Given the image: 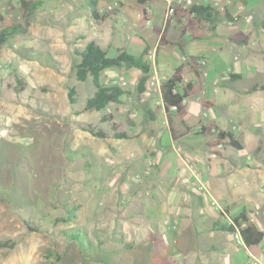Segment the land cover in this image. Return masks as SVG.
<instances>
[{
  "label": "rangeland",
  "instance_id": "374dc122",
  "mask_svg": "<svg viewBox=\"0 0 264 264\" xmlns=\"http://www.w3.org/2000/svg\"><path fill=\"white\" fill-rule=\"evenodd\" d=\"M159 5L151 4L156 21ZM90 10L88 0H44L27 17L26 34L33 37L32 46L25 48L20 43L24 36L14 35L0 47V264H239L246 255L234 246L231 232H201L218 218L229 223L231 214L241 207L251 212L253 195L261 197L257 186L264 187V106L260 109L253 101L246 104L232 96L253 84L264 85V51L249 52L247 64L254 70L241 79L208 83L207 96L216 100L212 108L201 106L203 93L187 98L185 122L194 125L192 129L173 118L176 132L194 134L200 133L202 123L198 122L202 121L214 122L234 135L241 126L256 127L245 136L261 139L258 155L247 152L243 141L238 152L224 141L218 148L226 156H218L210 151L214 137L210 131L170 140L163 109L153 110L161 105L160 96L151 92L148 83L156 71H160V80L173 72L164 60L174 53L183 50L193 55L204 49L212 53L208 48L213 45L211 36L188 40L182 48L153 44L142 51L150 65L146 74L134 66L103 69L98 85L121 87L120 101L85 110L97 86L91 76L84 81L76 78L74 49L81 51L93 40L107 56H113L118 47L131 48L132 39L136 47L155 39L151 12L136 15L145 26L141 33L125 23L127 19L121 21L118 16L120 27L112 19L121 13L116 4L102 25L115 34L105 35L103 27L92 34L85 18ZM22 13L21 0H14L11 10L0 13V29L17 22L26 24ZM79 16L81 22H76ZM223 28L228 34L232 31L226 24ZM128 34L137 39L122 38ZM168 35L173 40L176 28L171 26ZM227 37L218 38L224 41ZM227 43L216 53L230 68L232 43ZM150 48H158L154 65L147 56ZM256 48L264 50L260 42L250 50ZM206 67L208 72L214 70V60L208 59ZM17 77L24 82L23 88H15ZM72 88L74 101L68 97ZM108 113L129 137L112 136V120L103 118ZM88 123L107 136L84 130ZM191 146L195 149L190 152ZM139 187L151 196L138 199L134 190ZM159 188H168L174 202L164 199ZM222 190L244 193L226 202L228 212L220 203ZM216 202L222 204L224 217ZM3 242L7 244L1 246Z\"/></svg>",
  "mask_w": 264,
  "mask_h": 264
},
{
  "label": "crops",
  "instance_id": "0c3cea01",
  "mask_svg": "<svg viewBox=\"0 0 264 264\" xmlns=\"http://www.w3.org/2000/svg\"><path fill=\"white\" fill-rule=\"evenodd\" d=\"M41 1H42V4H41L40 7H42V5L44 4V0H41ZM70 1L73 2V0H70ZM95 1H96L95 7L93 8L91 6L90 12L85 17L90 23L89 26L91 27L92 34H94V30L97 31L99 28L103 27L102 25H103L105 19H107L106 17L105 18H103V17L107 13V11L105 13H104V11H103V13H101V10L104 9L105 5L109 3V0H95ZM116 1L118 2L117 4H119V6H120V9H121L120 12L121 13L115 14L112 17V19L117 21L119 27H120L121 23H119V21H118V16H120L121 21L127 19L128 22L126 20L125 23H129V24L135 26V28H138L139 32L142 33L143 29L145 28V26L141 25L139 20H137V18H136L137 13H139L141 11L144 12V11L148 10L152 14L151 27L153 29L154 38L155 39L151 40L150 42L142 43L141 47H136L135 41H133V39H132V41H130L131 43L129 44L131 46V48H129V49L126 48L128 52L133 53L134 55H138V54H142L143 50L148 49L153 44L155 45V47H157L158 46V35H159L157 28H159L160 31H163L165 29V31H166L165 38L172 42L170 44L169 43L168 44H159L158 48L160 46H165L166 47V46H169V45H177L180 48H182V47L185 46L186 41L190 40L189 37H188L189 36L188 33H186L184 36L181 37V41L182 42L181 43H177L178 42V36H179V29H178V25L172 19L170 20V22H168L169 23L168 26H167V23H166L165 27L164 28L162 27V20H163L164 13H165V2H164V0H144L141 3L138 0H116ZM13 2H14V0H0V11L3 12V11L6 10V12H8L9 10H11V8L13 6ZM152 3H154V5H156V3L160 4L158 6L160 8L159 9L160 17L157 18V21H156V18H154L156 10H154V8L151 7ZM145 5H147L146 8H145ZM200 8H207L206 9L207 13H203L204 17H207V15L210 14V16L214 19V21L212 23L213 29L208 30V33L206 35V36H211L210 39L212 40L213 45H212V47L208 46V48L211 49L212 53H210L209 50H205L204 49V50L199 51L196 54L191 55L189 53L190 55H188L187 53H185L182 50V52H180V54L174 53V54H172L170 56L171 57L170 59L164 60V64L174 68L173 71L175 70V68L177 66L181 65L182 69H183V73H182L183 79L187 78L189 80V82H193V83H195L196 81L200 82L201 89L198 92L203 93L204 96H201L199 98V102H200L201 106L204 107L203 104L201 103L202 99H206L207 101H213V105L208 107V108H212L215 105V101L216 100L214 98H212V97H208L207 96L208 95L207 92L209 91L208 83L216 84L217 82L226 80V78L229 79V80L241 79L243 77V74H247L248 73L247 71L251 72V71L254 70V67H251L249 64H247V57L249 56V52L254 53V52L257 51L260 54L261 52L264 51L263 49H258V48L250 50V48L252 46H254L256 43H258V42H260L261 45L264 46V0H234L230 4H227L226 13L225 14H221V13L215 12L214 8H211L209 5L202 6ZM93 9L96 10V15H94V16L92 14ZM235 14L238 15V19H236L233 22L232 26H229L226 23L225 19L226 18L231 19L232 16L235 15ZM79 17L75 18L76 22H78V21L81 22L80 21L81 17L80 18ZM237 23L239 25H237ZM223 24L224 25L226 24V25H228V27L232 28V31H231L230 34L225 32V29L223 28ZM171 26L173 28H176V34H177V36L173 40L168 37L169 36L168 35V29ZM221 28H223V29L221 30ZM103 29H104V34L105 35L108 34V33H110L111 35L115 34V33H112L111 31H109L110 28H108V27L107 28L103 27ZM222 35H227L228 36L227 40L225 39L224 41H222V40H220L218 38V37H221ZM22 36H24L25 39H24V41H21L20 43L23 44L25 48L31 47L32 44H33V37L31 36V34H26V35L23 34ZM206 36H204L203 38H205ZM31 37H32V39H31ZM156 37H157V41H156ZM122 38L123 39L125 38V40L128 39V38L129 39H131V38L137 39L136 36L132 37V36H129V34L128 35H123ZM203 38H200V39H203ZM196 40H199V39H196ZM228 40L232 43V48L231 49H232V52H233V54L231 56L230 68H228L227 65L222 63V60L218 57V54L216 53V51H218L219 49L222 48V45H225V44L227 45L228 44L227 43ZM190 41H195V40H190ZM238 46H243L245 48L242 50L240 48H237ZM119 48H122V47H118L117 51H118ZM123 49H125V48H123ZM157 49H156V54H158ZM254 50H256V51H254ZM156 54H155V56H156ZM182 55L190 56V57L202 56L206 60V66H207V60L208 59H212V60H214V68L215 69L212 70L211 72L209 71L205 76H203V75L200 74L199 70L194 65H192L188 61H183L181 59ZM161 71H163V70H161ZM159 73H160V71H159ZM254 86H258V88L253 89ZM262 91L264 92V85L263 84H253L250 87H248L246 90L244 89L242 91L243 93L239 91V92H237L238 94L236 93L232 97H233V99L235 101L244 102L246 104H249V101H251V102L253 101L261 109L264 106V98H263V94H261ZM198 92H196V93H198ZM252 92H261V93H258L259 96H256V97H252L251 98L250 95L245 97L246 94L252 93ZM194 95H192V96H194ZM187 98L185 99V101L187 100ZM262 98H263V100L260 103V100ZM185 104H186V102H185ZM158 106H160V105H156L155 109H153L157 113L160 110H162V108L159 109ZM186 108H187V106H186ZM151 114H152V112H151ZM185 115H186V112H185ZM185 115H184V118H183L184 119V123L180 122L178 119H176V120H178L180 122L182 127H185V128L188 127V129L189 128L192 129L194 127V125L191 126V125H188L185 122ZM251 116H255V115H251ZM205 122H207V121H202V122H198V123H202L203 124ZM207 123L208 124H216L214 122L213 123L207 122ZM219 127H221V126H219ZM221 128H223V127H221ZM255 128L256 127H254V126H252V127L249 126V127H246V128L241 126L240 130H238V135H234V132H232L231 130H228V131H230L240 142L243 141L246 144L247 152H252V150L256 147L257 143L259 141H261V139H257V136H245V135H248V133L250 131L254 130ZM195 134L196 135H202L200 133H198V134L195 133ZM195 134L194 133H188V132H182V131L179 132L178 131V132H176V138L173 139V137L170 135V132H169V138H170V140H174L175 141V140H177L179 138H183L185 136L194 138ZM241 144H242V142H241ZM230 147H232V146H230ZM243 147L244 146L242 144V148L241 149H243ZM193 149H195L194 146L193 147L191 146L190 152L193 151ZM234 149H236V148H234ZM236 150H237L236 152H238V150H240V149H236ZM222 155L226 156V154L223 153V152H222ZM232 155L237 156L239 154L238 153H234V154L232 153ZM246 156H251V154H247ZM161 157L162 156H159L158 159L160 160ZM209 173H211V172H209ZM231 182H233L236 185L238 184V183H236L237 181H231ZM140 184L141 185L142 184L145 185L144 182L140 183ZM140 188L141 187H139L138 189L134 190V194L137 196L138 199L145 198L148 195L151 196L150 194L147 193V191H148L147 189H146L147 191L145 190V192H144V191H140L139 190ZM167 189L159 188V192H161L163 194L164 199H166L168 201H171L173 203L174 199H175L174 195H173L172 192H170ZM257 190H258L257 194L261 195V197H258V196H255V195H253V197L251 196L253 198L252 201H250L252 203L251 204L252 205L251 206L252 211L250 212V210L248 208H247V211H248L249 218L254 222V224L260 230H262L264 232V187L257 186ZM219 192L223 193V196L220 195L222 197L221 200H220V203L223 204L224 209L227 208L226 207L227 203L234 202V200H233L234 198L238 199L239 196H242L244 194L242 192H239V190H237L236 194H234V195L232 193L229 194L228 192H224V190L219 191ZM239 193L242 194V195H240ZM206 197L209 198L208 195H206ZM151 200L153 201V199H151ZM226 210L228 212L229 208H227ZM180 211L181 210H179V207L177 208V206H176L175 213L177 215H179ZM136 212H139V211H136ZM139 213H141V212H139ZM231 215H233V214H231ZM160 220H161V218H160ZM221 220H223V219L221 218ZM213 231H219V230H209V228H207V231H205V232L203 231L201 233L209 235ZM223 232H225V231H223ZM199 233L195 230V234L197 236H198ZM223 236H224L223 234L219 235L220 239L222 240V241L221 240H219V241H221L222 243H223V241H225V237H223ZM195 239H197V238H195ZM211 245H212L211 243H208V246H211ZM234 246L237 247L236 245H234ZM234 246L232 245L231 249ZM254 246H255V249H253ZM212 247L219 248V246L215 245V244H213ZM248 249H249V251L251 252L252 255H249L247 252L242 250L243 252H245L246 256H245L244 260H240L239 261V264H264V237H263V240L261 242L257 243L256 245L248 246Z\"/></svg>",
  "mask_w": 264,
  "mask_h": 264
},
{
  "label": "trees",
  "instance_id": "16d2710c",
  "mask_svg": "<svg viewBox=\"0 0 264 264\" xmlns=\"http://www.w3.org/2000/svg\"><path fill=\"white\" fill-rule=\"evenodd\" d=\"M140 3L144 0H138ZM90 5L94 8L96 1L89 0ZM42 4L41 0H21V8L23 9V17L26 20L24 23H14L11 25L3 26L0 29V47L6 44L9 39L14 35H25L28 32V20L27 17ZM207 8H193L190 10H176L174 15L169 17L167 21L174 20L178 25L179 36L178 42L181 43V37L188 33L190 40H196L203 38L207 35L208 30L213 29L212 23L214 19L209 15L207 17L203 16V13H207ZM110 13H114V10H110ZM194 12V15L192 13ZM93 16L96 15V10L92 11ZM158 30V44H170L171 41L165 38L166 31ZM74 55L77 56V61L74 64L75 67V76L78 81H84L88 76H91L94 83L97 86V89L94 90L93 94L89 96L84 105V109H102L108 105L110 102H119L120 96L122 94V89L119 86L109 85V86H100L98 85L97 79L98 74L105 68L108 67H122V66H134L135 68L142 71L146 74L150 71V65L146 60H144L142 54L134 55L133 53L128 52L123 48H119L117 53L113 56H107L106 51L101 49L96 42L91 40L88 42L83 50L79 51L78 49L74 50ZM183 69L179 65L175 68L173 73H170L160 82V91L159 96L161 100V105L158 106L159 109H163L165 113L168 129L170 135L173 139L176 138L175 124L173 118L178 119L180 122L184 123V115L187 110L185 99L191 97L196 92L201 89L200 82H186L183 81L182 77ZM24 82L20 77H17V86L16 89L23 88ZM262 87V86H261ZM258 88L254 86L253 89ZM73 88L69 90L68 97L70 101H74L72 97ZM201 103L203 106L213 105V101H207L202 99ZM105 119H113V115L108 113L103 116ZM112 136L114 138H126L129 137V134L120 129V123L117 121H111ZM84 130H87L98 137L107 136L102 130H95L92 125L89 123L86 126L82 127ZM210 131L213 133L214 137L210 141L209 145L211 147L210 151L218 156L222 155L221 150L218 148L219 144H223L224 141L226 145L232 146L236 149H241V142L228 130L219 127L216 124H208L207 122L201 125L200 134H204V131ZM260 149H262V144H257L255 149H253L254 155H258ZM264 164V162H263ZM1 192V191H0ZM234 227H238L244 243L246 246H253L261 242L264 237V232L260 230L254 222L249 218L248 211L246 208H241L238 213L230 216L229 223H223L219 218L214 220L209 230H223L225 232H232ZM75 240H79V235H75ZM7 242L1 243V246L6 245ZM82 244H84L82 242Z\"/></svg>",
  "mask_w": 264,
  "mask_h": 264
},
{
  "label": "built area",
  "instance_id": "2783aa9c",
  "mask_svg": "<svg viewBox=\"0 0 264 264\" xmlns=\"http://www.w3.org/2000/svg\"><path fill=\"white\" fill-rule=\"evenodd\" d=\"M234 0H164L165 2V13H164V17L162 20V27L164 28L169 17L173 16L175 11L180 9V10H190L193 8H199L202 6H206L209 5L211 8H214V11L217 13H221V14H225L226 13V6L227 4H230L231 2H233ZM117 1L116 0H109V3L105 5L104 9L101 10V13H104L110 10H113V8L116 6ZM149 12L144 11L143 14ZM192 15H194V12L192 13ZM238 19V15L235 14L232 16L231 19L226 18V23L229 26L233 25V22ZM148 21V19L146 18V22ZM155 54H156V48H150L148 51V60L154 65L155 64ZM181 59L183 61H188L190 62L192 65H194L200 72L201 75L205 76L208 73V70L206 68V60L204 57L202 56H194V57H190V56H185L182 55ZM160 74L156 72H154L153 75L150 76L149 78V87L152 93H157L159 95V91H160ZM222 143L218 145V147H221ZM199 189H202L203 186L199 185L198 186ZM216 208L219 209L221 215H223L224 217V212L222 210V206L220 203L216 202ZM231 236H232V242L234 245H236L237 247H241L242 250H244L245 252H247L249 255H252L251 252L248 249V246L245 245L244 243V239L242 238L241 232L239 230L238 227H234V230L231 232ZM257 262V261H256Z\"/></svg>",
  "mask_w": 264,
  "mask_h": 264
}]
</instances>
